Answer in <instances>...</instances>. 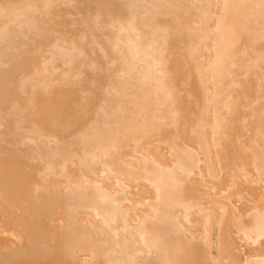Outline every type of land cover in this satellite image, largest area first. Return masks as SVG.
<instances>
[{
  "label": "bare ground",
  "instance_id": "1",
  "mask_svg": "<svg viewBox=\"0 0 264 264\" xmlns=\"http://www.w3.org/2000/svg\"><path fill=\"white\" fill-rule=\"evenodd\" d=\"M0 240L264 264V0H0Z\"/></svg>",
  "mask_w": 264,
  "mask_h": 264
},
{
  "label": "rangeland",
  "instance_id": "2",
  "mask_svg": "<svg viewBox=\"0 0 264 264\" xmlns=\"http://www.w3.org/2000/svg\"><path fill=\"white\" fill-rule=\"evenodd\" d=\"M2 227H3V226H2ZM4 228H5V226L3 227V229H4ZM4 234H5V233H4ZM8 235H9V234H8ZM1 236H2L3 238H8V237H9V236H7L6 234H5L4 236H3V234H2ZM9 238H10V237H9ZM0 241H2V240H0ZM10 252H11V253H10L9 256H11L12 254H13V255L16 254L17 251H16V249H15L14 252H13V251H10ZM1 253H2V252H1ZM1 253H0V254H1ZM1 255H2V254H1ZM1 255H0V257H3V256L5 257V255H2V256H1Z\"/></svg>",
  "mask_w": 264,
  "mask_h": 264
}]
</instances>
